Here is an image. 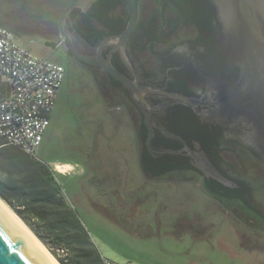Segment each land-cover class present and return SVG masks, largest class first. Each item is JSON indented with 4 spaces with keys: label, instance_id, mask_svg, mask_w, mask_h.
Returning a JSON list of instances; mask_svg holds the SVG:
<instances>
[{
    "label": "flooded vegetation",
    "instance_id": "af4514ba",
    "mask_svg": "<svg viewBox=\"0 0 264 264\" xmlns=\"http://www.w3.org/2000/svg\"><path fill=\"white\" fill-rule=\"evenodd\" d=\"M71 1L51 2L41 16L44 36L55 46L64 47L60 24ZM155 3L137 0V20L144 17V12L150 13ZM96 12L93 6L87 12L74 9L63 24L98 46L120 31L109 23H100ZM1 14L7 15L3 10ZM198 15L197 21L185 25H165L164 31L152 38L151 34L144 37L142 30L137 40L131 34L126 45L130 68L114 44L105 46L103 55L111 54V61L120 72L155 90L154 95L145 97L152 107L151 114L161 129L180 140L154 129L155 142L178 154L151 153L174 159L169 174L178 176L173 179L198 185L224 212L223 219L232 224V235L216 239L220 248L232 261L264 264V121L256 112L239 108V86L246 80L245 73L217 38L223 26L216 10L199 8ZM9 23L0 16V26L10 28ZM87 23L91 27L83 35ZM182 31H187L185 37ZM66 52L67 70L77 68L87 73L95 81L100 99L105 98V105L121 108L136 120L138 128L143 123L149 132L142 113L122 85L117 86L110 75ZM179 97L185 98L186 103ZM202 157L228 184L206 177L197 165V159Z\"/></svg>",
    "mask_w": 264,
    "mask_h": 264
},
{
    "label": "rangeland",
    "instance_id": "374dc122",
    "mask_svg": "<svg viewBox=\"0 0 264 264\" xmlns=\"http://www.w3.org/2000/svg\"><path fill=\"white\" fill-rule=\"evenodd\" d=\"M63 1L0 0L7 14L0 16L18 45L66 70L35 156L53 169L72 167L57 178L102 257L118 264H245L232 261L216 242L232 235L219 206L198 185L175 181L178 175L145 177L136 120L105 105L87 73L67 70L65 48L41 28L48 5Z\"/></svg>",
    "mask_w": 264,
    "mask_h": 264
},
{
    "label": "trees",
    "instance_id": "16d2710c",
    "mask_svg": "<svg viewBox=\"0 0 264 264\" xmlns=\"http://www.w3.org/2000/svg\"><path fill=\"white\" fill-rule=\"evenodd\" d=\"M154 1L153 10L136 22L132 33L135 40L141 30L144 37L151 34L152 38L161 34L165 25L197 21L199 8H214L207 0ZM93 7L100 23H109L120 32L124 30L129 17L128 0H99ZM88 27L90 23L83 27V35H87ZM113 83L121 86L119 82ZM148 134L143 123L135 128L140 168L148 178L167 175L174 167V159L168 155L155 157L147 147ZM166 147L155 139L151 142L152 149ZM57 175L37 156L24 153L0 137V198L60 264H106L110 260L102 257L92 241L81 216L68 202Z\"/></svg>",
    "mask_w": 264,
    "mask_h": 264
},
{
    "label": "water",
    "instance_id": "95a60500",
    "mask_svg": "<svg viewBox=\"0 0 264 264\" xmlns=\"http://www.w3.org/2000/svg\"><path fill=\"white\" fill-rule=\"evenodd\" d=\"M98 1L73 0L65 8L60 24V36L65 49L79 62L107 73L128 91L130 98L138 107L148 125L147 147L151 152L178 154V152L171 149L154 150L151 148L154 129H160L165 134L175 137L161 129L151 114L152 107L145 97L154 95L155 90L141 86L136 78L132 80L120 72L113 65L111 54L107 57L103 55L105 46L114 44L123 62L129 68L131 67L126 53V45L138 18L137 0H128L129 17L124 30L117 35L108 37L98 46L92 45L75 29L68 30L63 24L64 18L69 16L72 10L81 9L83 12H87ZM207 1L215 8L216 16L223 26L222 34L217 36L219 42L228 48V55L237 60L245 73L246 80L239 86V108L256 112L257 117L264 121V0ZM144 13H147V11ZM185 32L187 31H182L184 37ZM179 98L186 103L185 98ZM175 138L179 139L178 137ZM261 145L264 146V141ZM197 165L206 177H212L228 184L208 164L206 158L197 159ZM0 200L2 199L0 198ZM20 220L22 221V219ZM24 226L26 225L24 224ZM0 264H50L28 234L15 223L1 205ZM58 264L60 263L58 262Z\"/></svg>",
    "mask_w": 264,
    "mask_h": 264
},
{
    "label": "built area",
    "instance_id": "2783aa9c",
    "mask_svg": "<svg viewBox=\"0 0 264 264\" xmlns=\"http://www.w3.org/2000/svg\"><path fill=\"white\" fill-rule=\"evenodd\" d=\"M64 79L63 66L30 54L0 26V137L35 156Z\"/></svg>",
    "mask_w": 264,
    "mask_h": 264
},
{
    "label": "bare ground",
    "instance_id": "6f19581e",
    "mask_svg": "<svg viewBox=\"0 0 264 264\" xmlns=\"http://www.w3.org/2000/svg\"><path fill=\"white\" fill-rule=\"evenodd\" d=\"M69 167H57L58 170L64 172ZM0 205L6 210L7 214L18 224L32 239L34 244L39 248L42 254L46 257L50 264H58L54 257L49 253V251L44 247V245L34 236V234L22 223L20 218L15 214V212L2 200H0Z\"/></svg>",
    "mask_w": 264,
    "mask_h": 264
},
{
    "label": "crops",
    "instance_id": "0c3cea01",
    "mask_svg": "<svg viewBox=\"0 0 264 264\" xmlns=\"http://www.w3.org/2000/svg\"><path fill=\"white\" fill-rule=\"evenodd\" d=\"M61 90V89H60ZM59 93H60V91H59ZM59 93H58V96H59ZM58 96H57V99H58ZM56 102H57V100H56ZM55 109V108H54ZM54 111V110H53ZM52 114H53V112H52ZM52 114H51V116H50V119H51V117H52ZM71 167L70 165H66V166H63V165H56L55 167H54V171L56 172V174H58V175H61V176H63V175H66V173L65 172H62V171H60V170H58L57 169V167ZM68 170V169H67ZM111 261V260H110Z\"/></svg>",
    "mask_w": 264,
    "mask_h": 264
}]
</instances>
